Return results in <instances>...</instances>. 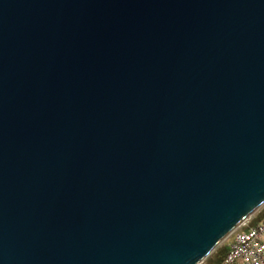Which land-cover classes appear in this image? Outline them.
I'll return each instance as SVG.
<instances>
[{"label":"water","instance_id":"water-1","mask_svg":"<svg viewBox=\"0 0 264 264\" xmlns=\"http://www.w3.org/2000/svg\"><path fill=\"white\" fill-rule=\"evenodd\" d=\"M264 205V0H0V264H203Z\"/></svg>","mask_w":264,"mask_h":264},{"label":"built area","instance_id":"built-area-1","mask_svg":"<svg viewBox=\"0 0 264 264\" xmlns=\"http://www.w3.org/2000/svg\"><path fill=\"white\" fill-rule=\"evenodd\" d=\"M252 218L232 233L234 239L221 264H264V218L254 225Z\"/></svg>","mask_w":264,"mask_h":264},{"label":"trees","instance_id":"trees-1","mask_svg":"<svg viewBox=\"0 0 264 264\" xmlns=\"http://www.w3.org/2000/svg\"><path fill=\"white\" fill-rule=\"evenodd\" d=\"M262 218H264V211L263 213H259V215L253 217V221L251 224L254 225L259 222ZM229 251V247L224 246L216 249L205 261L204 264H221L222 261L225 259Z\"/></svg>","mask_w":264,"mask_h":264},{"label":"rangeland","instance_id":"rangeland-1","mask_svg":"<svg viewBox=\"0 0 264 264\" xmlns=\"http://www.w3.org/2000/svg\"><path fill=\"white\" fill-rule=\"evenodd\" d=\"M263 211H264V205L262 206V207H260L255 213H254V215L252 216V217H254V216H257V215H259V213H263ZM251 217V218H252ZM233 239H234V237L233 236H230L229 238H227L218 248H222V247H224V246H227V247H229V245H230V243L233 241ZM217 248V249H218ZM216 251V250H215ZM205 263V262H204ZM203 263V264H204Z\"/></svg>","mask_w":264,"mask_h":264},{"label":"crops","instance_id":"crops-1","mask_svg":"<svg viewBox=\"0 0 264 264\" xmlns=\"http://www.w3.org/2000/svg\"><path fill=\"white\" fill-rule=\"evenodd\" d=\"M251 221H253V218H252V220Z\"/></svg>","mask_w":264,"mask_h":264}]
</instances>
